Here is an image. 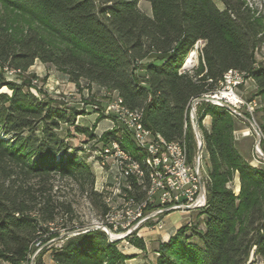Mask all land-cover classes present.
I'll return each instance as SVG.
<instances>
[{"label": "trees", "instance_id": "1", "mask_svg": "<svg viewBox=\"0 0 264 264\" xmlns=\"http://www.w3.org/2000/svg\"><path fill=\"white\" fill-rule=\"evenodd\" d=\"M145 1L150 15L138 0H0L6 12L25 17L27 24L18 32L7 14L0 15V69L22 76L38 60L76 86L85 81L114 93L127 109L142 111L146 129L168 142L185 140L189 160L196 152L191 100L214 91L228 70H237L258 88L262 108L255 114L264 143V62L255 61L264 28L255 12L244 0H221L223 9L213 0ZM198 40L205 42L198 67L179 74ZM2 71L0 88L11 94L0 93V264H24L36 240L46 243L83 227L73 224L72 204L53 190L56 179L76 184L102 215L107 207L94 190L91 167L66 144L70 128L95 139L92 130L76 124L84 112L40 99L30 91L32 83L8 82ZM196 115L208 177L204 226L189 236L186 227L178 230L159 247L157 264H246L252 248L264 264V170L236 149L233 132L242 120L208 103ZM206 116L209 129L202 125ZM117 133L106 132L101 140L117 139ZM124 147L139 157L131 141ZM236 174L238 195L230 187ZM117 244L90 230L66 237L50 255L55 264H123L127 257ZM136 245L144 248L140 240ZM45 250L35 264H43Z\"/></svg>", "mask_w": 264, "mask_h": 264}, {"label": "built area", "instance_id": "2", "mask_svg": "<svg viewBox=\"0 0 264 264\" xmlns=\"http://www.w3.org/2000/svg\"><path fill=\"white\" fill-rule=\"evenodd\" d=\"M204 46L202 40L195 42L178 70L179 74L192 72L198 67ZM4 71L7 75L18 73L7 68ZM249 80L252 79L244 72L228 70L214 91L191 100L189 120L192 129L193 115L197 117L196 109L201 103L223 108L234 117L237 116L232 112L253 120L258 103L255 100L245 101L238 93L239 88ZM200 98L205 100L199 101ZM103 116L109 122V128L99 133L92 130L95 135L93 141L96 142L92 152L93 162L100 172L103 171L101 179H96L94 190L102 194L103 203L107 207L102 222L97 224L100 231L119 239L118 243H123L126 250L129 245L127 238L147 222L155 221L156 225L151 228L161 229L162 218L169 213L185 215L205 208L208 177L202 161L203 149L200 157L196 154L198 142L195 134L196 152L189 160L185 140L168 142L160 134L146 129L142 123V111L127 109L118 96L115 95L107 104ZM111 131L118 132L117 139L103 142L102 136ZM243 135L248 136L249 133ZM126 141L132 142L138 158L123 148ZM86 147L83 146L84 149ZM255 152L264 164V154L259 146L255 147ZM186 226L191 228L192 223L189 221ZM83 230L88 232L91 227ZM68 236L72 235L62 233L59 240L51 239L46 243L41 239L36 240L24 264H35L42 250L50 249L58 242L60 245L56 248L61 247ZM117 249L124 254L123 249ZM156 255L159 257V254Z\"/></svg>", "mask_w": 264, "mask_h": 264}, {"label": "rangeland", "instance_id": "3", "mask_svg": "<svg viewBox=\"0 0 264 264\" xmlns=\"http://www.w3.org/2000/svg\"><path fill=\"white\" fill-rule=\"evenodd\" d=\"M244 1L248 5V7L253 10V12H255V16L262 21L264 28V0ZM213 2L219 9H223L221 0H213ZM138 6L141 11L147 14L151 13L150 4L147 1L138 0ZM6 14L8 15L9 20L13 22L12 25L16 30H18V32L26 28L27 24L25 22V17L23 18L15 12H6L0 4V15ZM255 61L257 64L264 62V31L263 42L255 52ZM0 71L2 70L0 69ZM2 73L5 77V80L8 82H14L16 84H21L22 82H24L25 84L29 85L32 83V86H30V91L40 99L45 100L53 98L55 100L64 102L66 107H73L77 108L78 111H83L84 113L82 115L76 117V124L83 128L94 130L95 128H97V125L99 123H107L105 118L99 120L97 119L100 118V116H103L101 110H104L107 104L115 98L114 93L108 92L107 90L100 88L97 85L90 84L85 81H81L79 85L76 86L68 82L65 76L62 73L58 72L54 67L42 64L38 60H36L33 66L30 67L28 73L22 76H18L16 74L7 75L5 71H2ZM32 75L34 76V78L31 77ZM30 87L28 86L27 89ZM0 93L8 95L11 94V92L5 87L0 88ZM238 93L245 101L255 100L258 103V107L256 108L255 113L262 108V100L258 95V88L253 80L247 81L245 86L239 88ZM210 105L213 106L212 104ZM242 113L245 112L242 111ZM255 113L253 116V120L251 121L255 122L257 125V117ZM206 117L203 119L202 125L204 126V128L209 129L211 118L209 117L210 119H206ZM237 120L238 122L236 126L239 129L233 132V140L235 142L238 153L252 167L264 170V164L255 152L257 139L256 134L251 129L248 123L242 122L239 119ZM247 132L249 133L248 136L243 135ZM192 133L194 135L193 129ZM66 144L68 145L69 152L71 151V153H75L79 158L85 160V162L91 167L95 178H99L100 180L103 171L100 172V170L97 169L92 158V152L94 150V147L96 146V142L86 139L83 135L76 133L73 128H70L68 138L66 139ZM84 145L87 146L85 149L83 148ZM259 150L262 152V154H264V143L262 142V140L259 143ZM237 185L238 192H235V187ZM54 186L55 187L53 190L56 192V195L59 197V199L67 200V202H70L72 204V208L74 209V213L76 216V219L73 223L75 226L81 225L83 226L82 228L94 227L102 222L103 215L101 214L100 210L91 206L85 194H83V192L76 184L70 181H62L56 179V181L54 182ZM230 187L234 190L235 194L238 195L239 180L237 174L235 175L233 182L230 184ZM184 216L189 217L190 222L192 223L191 228H188L185 225L187 229L185 233L187 236L191 234L194 228L202 230L204 226V218L201 214V211L190 212L188 214H185ZM60 223L61 222L58 221V224L56 226L57 228H59V230L62 231L63 229L60 228ZM153 225H156V222L149 221L145 224L144 227L136 229L126 240L129 244L126 247V250H124L123 248V243L120 244L119 242L117 244V247L119 249L124 250L123 255L127 257V260L123 264H157L158 257L156 254H159L158 250L162 244H160V242L158 241L150 240L156 238L149 235L153 234V230L157 229H152L151 227ZM62 233L66 234L69 232L63 231ZM137 240H140V242H142L144 246L143 249L139 248L136 245ZM193 242L199 244L197 239H194ZM58 245H60L59 242L57 243V245H53L51 248H56V246ZM50 251L51 249L49 248L43 251V253L41 254L42 262L48 260L46 253ZM246 264H262L260 258L255 252V248H252Z\"/></svg>", "mask_w": 264, "mask_h": 264}, {"label": "crops", "instance_id": "4", "mask_svg": "<svg viewBox=\"0 0 264 264\" xmlns=\"http://www.w3.org/2000/svg\"><path fill=\"white\" fill-rule=\"evenodd\" d=\"M145 14L150 15L151 13L150 14L145 13ZM206 119H210V118L206 117ZM108 128H109V122L107 121V123H99L97 125V128H95L94 130L96 131V133H99ZM189 221H190L189 217H186L183 214H180L177 212L169 213L162 218V221H161L162 228L155 229L152 232L153 234H149L152 237H156L150 240L151 241L155 240V241L160 242V244H164L169 240L170 237L174 236L177 233V231L181 229L182 227H184ZM46 255L48 257L47 258L48 260L43 261V264H55L51 259L50 252H47Z\"/></svg>", "mask_w": 264, "mask_h": 264}, {"label": "water", "instance_id": "5", "mask_svg": "<svg viewBox=\"0 0 264 264\" xmlns=\"http://www.w3.org/2000/svg\"><path fill=\"white\" fill-rule=\"evenodd\" d=\"M204 100H205V98H200L199 101H204ZM232 114H234L235 116H237L238 118H240L243 122H246V123L249 124V126L251 127V129L257 135L256 146H259V143L261 141L260 140L261 139V135H260V132H259L258 127L250 119L246 118L244 115L238 114V113H235V112H232ZM193 119H194L193 132H194V134L196 136V139H197V142H198V148H197L196 154H197V157H200L201 156V153H202V149H203V141H202V137H201L200 130L198 128L197 117L195 115H193ZM91 230H100V227L94 226V227H91ZM80 233H85L84 230H83V228L78 229V230L73 231V232L66 233L65 235L75 236V235H78ZM106 236L108 237V239L112 243H117L119 241V239L112 238V236L110 234H107L106 233ZM59 238H60V236L58 238H56V240H59Z\"/></svg>", "mask_w": 264, "mask_h": 264}, {"label": "bare ground", "instance_id": "6", "mask_svg": "<svg viewBox=\"0 0 264 264\" xmlns=\"http://www.w3.org/2000/svg\"><path fill=\"white\" fill-rule=\"evenodd\" d=\"M236 184H238V183H236ZM238 192V185L235 187V192Z\"/></svg>", "mask_w": 264, "mask_h": 264}]
</instances>
